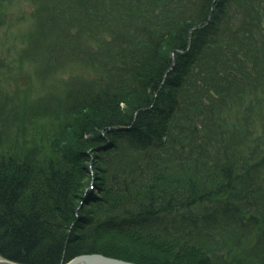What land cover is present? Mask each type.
<instances>
[{"label":"trees","instance_id":"trees-1","mask_svg":"<svg viewBox=\"0 0 264 264\" xmlns=\"http://www.w3.org/2000/svg\"><path fill=\"white\" fill-rule=\"evenodd\" d=\"M226 2L206 24L213 0L37 7L8 55L20 46L21 72L29 54L38 78L60 79L0 86L1 256L264 264V124L249 119L264 113V16L232 19ZM2 75L16 82L0 55ZM110 233L150 253L99 244Z\"/></svg>","mask_w":264,"mask_h":264},{"label":"rangeland","instance_id":"rangeland-1","mask_svg":"<svg viewBox=\"0 0 264 264\" xmlns=\"http://www.w3.org/2000/svg\"><path fill=\"white\" fill-rule=\"evenodd\" d=\"M2 2H5L6 4L8 3V0H2ZM21 4L23 5V7L28 10L26 12L27 16H31L28 14H31L32 12H36L37 11V7L35 6V4L33 2H31L30 0H20ZM45 2H48V0H39L40 4H45ZM17 7V1L14 2L13 8L16 9ZM36 7V8H35ZM35 9V10H34ZM7 12L12 10L11 5L7 8ZM17 13H23L24 9L20 8L16 11ZM32 18L30 17L29 20H31ZM225 21V20H224ZM262 25L264 26V21H262ZM33 29L29 27L28 30H26V32L31 31ZM5 30V27H3L2 25H0V41L5 40L4 41V48L1 47V43H0V55L5 56L7 59H12V65H13V72L14 75L16 77V82L14 80H7L4 75H2L1 79H0V86L3 89H22L24 86H30L31 85V89L33 88V93H41V83L44 80L45 77L47 78H52L54 77L55 79H60L58 76H56L55 74L51 73V74H47L45 76H42L41 78L37 77V74L40 73V70H38V66H34L30 64V60H29V54H27V59L25 58L23 60L22 66H24L23 72H21L18 68L17 65L19 64V61L17 59V54L19 52V47L17 46L16 49L14 50L13 48H11V52L8 55V43L10 44L13 41V36H12V32L10 30H6V33H4L3 31ZM29 35V33L27 34ZM20 37H18L17 39H19ZM46 42V41H45ZM18 51V52H17ZM7 52V53H6ZM71 64V62H69ZM198 66L197 63H194L191 65L192 69H196ZM262 66H264V59L262 62ZM27 70V71H26ZM65 75V74H64ZM234 75V74H232ZM253 76H255V74H252ZM66 77L68 75H65ZM31 81V82H29ZM263 90L264 88L261 87ZM258 94L264 95V91L260 92ZM263 105V110L262 112H264V102L262 103ZM121 106H123V104H121ZM242 111H244L245 109L241 108ZM258 110V106L253 107L252 113H255V111ZM233 112H237L235 108H232ZM248 114L250 112H247ZM238 114V113H237ZM226 117L228 115H225ZM250 120H254V119H259V121L261 122V124H264V113L262 115H260L259 117L257 116V118H255V116H252L250 118ZM94 192V189H93ZM77 202V200L75 201ZM88 228L84 229L85 231H87ZM115 234L110 233L109 235H105L103 237H100L99 239V244L101 245H105V244H116V245H122L126 250L129 251H133L134 253H138V254H142V253H146L149 254L150 251L147 250V248L145 246H143L142 244L139 243H130L128 242L125 238L121 237V236H114ZM255 244V243H254ZM140 254V255H141ZM154 256H156V254H154ZM5 258V257H4Z\"/></svg>","mask_w":264,"mask_h":264},{"label":"bare ground","instance_id":"bare-ground-1","mask_svg":"<svg viewBox=\"0 0 264 264\" xmlns=\"http://www.w3.org/2000/svg\"><path fill=\"white\" fill-rule=\"evenodd\" d=\"M42 8L45 11H47L45 7L42 6ZM28 15H31V17H34V14H28ZM29 18L30 17L26 16L25 14H17V13H12V12L0 11V25L5 27V30L3 32L6 33V30H10L12 32L13 40H16L18 37H20L19 39H21V37H26L24 36V31L27 30L26 25L30 24ZM43 18L44 17H42V19ZM228 72L231 74L235 73V71L232 69H228Z\"/></svg>","mask_w":264,"mask_h":264},{"label":"water","instance_id":"water-1","mask_svg":"<svg viewBox=\"0 0 264 264\" xmlns=\"http://www.w3.org/2000/svg\"><path fill=\"white\" fill-rule=\"evenodd\" d=\"M211 12L208 15L210 17ZM200 27L197 25L196 28ZM0 264H24L0 256ZM63 264H136L131 261L106 256L100 253L79 254Z\"/></svg>","mask_w":264,"mask_h":264}]
</instances>
